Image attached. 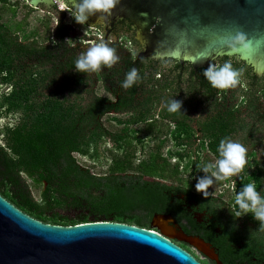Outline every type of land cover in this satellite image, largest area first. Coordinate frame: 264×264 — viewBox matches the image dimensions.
<instances>
[{"label": "trees", "instance_id": "trees-1", "mask_svg": "<svg viewBox=\"0 0 264 264\" xmlns=\"http://www.w3.org/2000/svg\"><path fill=\"white\" fill-rule=\"evenodd\" d=\"M0 2L7 6L11 0ZM23 28L22 21L14 27L4 23L0 13V110L8 113L21 111L24 115L20 124L6 129V143L0 144L3 153L0 156H8L4 161L13 183L11 188L0 184V195L45 223L70 226L111 220L149 228L148 222L138 216L135 209L137 204L154 203L157 189L146 190L147 183L140 184L138 188L134 180L115 175V172L126 173L133 167L138 146L142 151L149 148L144 142V132L154 133L156 139H162L164 135L161 125L154 120L157 113L151 110L155 105L153 98H158V95L149 98L146 91L140 93L139 82L141 76L148 75L147 72L139 71L132 61L133 56L123 57L121 60L126 59L123 63L116 61L111 67L101 66L91 74L78 72L75 60L81 52L80 47L74 46L69 24H60L49 42H41L34 37L27 39L26 45L18 40ZM47 30H50L48 24ZM224 59H232L234 67L250 71L249 66L236 57ZM132 68L137 69L139 79L131 87L123 88L122 82ZM98 86L107 94H98L95 90ZM110 110L128 113L122 119L113 117L114 123L123 125L121 131L103 127L101 117ZM160 114L176 124L175 129L169 130V137L176 141L177 146L174 151L169 149L168 154L180 159L195 154V169L201 163L212 162L211 156L219 158V143L228 137L230 126L236 125L234 119L237 116L236 113L220 112L205 122L208 145L200 146L193 153L194 148L186 145V139L193 135L190 125L177 117L178 112L175 113L177 116L165 111ZM137 124L141 126L139 130H132L131 126ZM108 135L115 143L110 151L114 153V149H123V153H114L113 175L104 179L83 170L78 156L100 160L105 153L102 148ZM165 147L160 141L150 149L149 158L135 168V172L140 174L137 179L145 175L167 177L169 158L164 155ZM63 154L75 155L76 163L70 172L56 176L50 170L48 157ZM180 164L172 174L169 173L171 176L176 175ZM251 165L253 169L247 167L237 177L236 192L244 183L255 182L257 190L264 195V167L256 161ZM25 169L31 172L30 175L41 171V178H34L40 184L46 180L59 187L49 189L52 192L46 191L42 200L36 201L28 186L18 177V172ZM58 209L74 210L76 214H62Z\"/></svg>", "mask_w": 264, "mask_h": 264}, {"label": "flooded vegetation", "instance_id": "flooded-vegetation-1", "mask_svg": "<svg viewBox=\"0 0 264 264\" xmlns=\"http://www.w3.org/2000/svg\"><path fill=\"white\" fill-rule=\"evenodd\" d=\"M124 22L131 27L133 26V23L129 20ZM12 31H15V29ZM19 34L20 38L18 40L26 45L27 42L25 41L27 39H23L21 33ZM140 53L133 55L132 52H128V54L122 55L117 61L123 63L126 60H121L123 57L133 56L132 61L139 68V71L142 72L144 70L148 74L141 76V81L139 82V85H141L139 88L140 93L146 91V97L149 98L158 95V98H153L155 105L151 110H155L157 113L154 120L161 125L164 135H162V139H156L154 133L144 132L146 136L144 142L150 146V143L154 140L157 143L163 141L164 145H166L163 152L169 158V166L167 177L145 175L141 179H137L140 174L135 172V168L148 159L150 155L149 152H146L147 149L142 151L138 146L137 156L133 158V167L129 168L126 173L115 172L116 176L121 175V177H125L129 181L134 180L133 183L137 184L138 188L140 184L147 183L146 190L155 191L157 189L154 194L156 197L155 202L150 205L137 204L135 212L144 221L148 222L149 228H159V226L166 228L169 234L167 237L189 252L201 264L218 263L194 245L179 240L176 236L195 237L203 240L214 249L224 264H264V228L261 223L252 218L253 215L251 213L237 218L229 208L234 204L237 177L243 171L224 181H214L215 184L208 189L209 196L205 197L202 192L197 191L196 184L201 177L209 173H205L201 168L195 169L194 161L197 159L195 154L192 157H184V159L168 154V151H174L177 146L176 141L169 137L171 133L169 130L175 129L176 124L169 119L162 118L160 114L163 111L169 113L164 106V102L169 98L175 97L183 101L182 109L177 111L179 116L175 114L177 112L170 113L181 120H185L190 125L193 135L186 139V145L193 147V153H196L200 146L208 145L207 137L204 133L205 122H209L210 118L220 112H227L231 115L236 113L237 116L234 119L236 125L230 126L231 132L228 137L239 141L247 147L246 158L248 162L244 169L247 167L249 170L253 169L254 166L251 164L255 161L264 167V75L257 76L253 74L252 68L248 67L250 71L245 68L247 70L243 72L240 80V84H246L243 88L237 85L229 89H219L213 87L204 76V69L209 65L194 66L188 62L180 63L174 60L171 65L165 66L161 59L142 57L139 56ZM220 60L225 61L226 59L224 57L217 58L212 63H220ZM17 114H19V120L14 126H9L8 123H0V144L5 145L6 143V131L20 124L24 118L21 111L8 113L7 110H0V120L3 121H7L9 116L15 119ZM127 114L124 111L117 112L116 110L105 112L101 117L103 127L107 130H112L106 123L109 120L115 126V130L121 131L123 125L114 123L113 117L122 119ZM131 127L132 130H139L141 126L137 124ZM164 127L165 129H163ZM105 139L106 143L102 148L105 153L100 160L95 161L90 157L78 156V159L79 157L85 158L94 165L86 166L80 162V167L83 170L104 179L113 175L114 153H123V149H114V153L110 151L115 146L111 135L106 136ZM134 143L137 142L134 141ZM1 153L2 149H0ZM7 157L0 156V184L11 188L13 183L8 173V166H6L4 161ZM48 158L50 159L46 160L51 163L50 170L56 176L70 172L69 169H74L76 163L75 155L63 154ZM210 158L214 159L212 162L219 159L213 156ZM179 162L181 164L176 171V175L171 176L169 173H173ZM189 164L190 166H188ZM95 167H99L101 172L95 173L93 171ZM29 173L31 172L26 169L22 170L18 172V177L28 186L31 195L36 201L42 200L43 193L46 191L50 193L54 188L59 187L58 184H50L46 180H42L43 183L41 184L37 182L34 178H41V171L32 175ZM150 184L155 187L150 186ZM156 184L159 187H156ZM224 184H229L231 187L224 188ZM51 188L52 190H49ZM34 189H39L38 196H35ZM55 193L57 194V192ZM58 211L62 214H67L74 210L58 209ZM164 217L170 218L165 220Z\"/></svg>", "mask_w": 264, "mask_h": 264}, {"label": "water", "instance_id": "water-1", "mask_svg": "<svg viewBox=\"0 0 264 264\" xmlns=\"http://www.w3.org/2000/svg\"><path fill=\"white\" fill-rule=\"evenodd\" d=\"M62 0H28L46 11ZM146 14V15H145ZM130 20L139 56L179 49L180 63L208 65L221 57L238 58L264 74V0H120L110 16H91L89 27ZM247 33L253 50L231 52L222 37ZM107 36V35H106ZM170 217H164L168 220ZM167 229L111 220L61 226L26 214L0 195V264H201L167 236ZM218 264L214 249L195 237L176 236Z\"/></svg>", "mask_w": 264, "mask_h": 264}, {"label": "clouds", "instance_id": "clouds-1", "mask_svg": "<svg viewBox=\"0 0 264 264\" xmlns=\"http://www.w3.org/2000/svg\"><path fill=\"white\" fill-rule=\"evenodd\" d=\"M119 3L120 0H62L59 7L60 10L68 9L75 21L84 25L88 23L91 16H110ZM222 41L231 52H241V50L251 52L253 50V41L243 31L226 35L222 37ZM154 55L159 56L165 66L171 65L174 60L180 58L179 49L163 55L160 53H154ZM117 60H119V56L116 54V48L112 46L111 38L109 40L100 39L78 55L75 60V70L82 73L95 72L101 66L111 67ZM243 72V68L234 67L233 60L228 59L222 63H210L204 69V76L213 87L229 89L240 83ZM138 79L137 69L132 68L126 74L122 87H131ZM182 105L183 101L175 97L164 102L168 112H177L182 109ZM18 120L19 114L16 115L15 119L9 116L7 121L0 120V123H8L9 126H14ZM247 151V147L239 141L230 137L221 139L218 146L219 159L215 162H204L197 165V168L209 173V175L199 179L196 184L197 191L202 192L207 197L209 196L208 189L214 184V181H224L241 173L248 162ZM229 187L231 185L224 184V188ZM229 208L237 218L251 213L261 225H264V195L257 190L255 182L244 183L243 187L236 192L234 204ZM233 209L236 210L233 211Z\"/></svg>", "mask_w": 264, "mask_h": 264}, {"label": "rangeland", "instance_id": "rangeland-1", "mask_svg": "<svg viewBox=\"0 0 264 264\" xmlns=\"http://www.w3.org/2000/svg\"><path fill=\"white\" fill-rule=\"evenodd\" d=\"M27 1L28 0H11V3L7 6H2L0 2V13L4 23L14 27L19 21L23 22L24 28L21 33L23 39L37 37L41 42H49L60 24H69L71 35L74 38V46L80 47V52L86 50L92 43L98 42L100 39L109 40L110 38L112 46L116 48V54L119 58L124 54H128V52L137 54L142 51V45L135 39V29L127 25L124 21L116 22L111 31L107 34V24L89 27L87 23L84 25L77 23L68 9L60 10L59 5L62 1L58 3V7L51 8L48 11L40 7H37L39 9L34 8L32 10L30 6H28L29 4ZM47 24L50 25V30H47ZM219 62L222 63L223 61L220 60ZM247 83L250 85L249 82ZM237 85L243 88L246 84L239 83ZM98 87H95L98 94H107L102 87ZM106 123L110 129L115 130V126L109 122V120H107ZM163 129H165V127ZM156 143V140L152 141L146 152H149V149H153ZM79 160L86 166H94L85 158L79 157ZM93 171L95 173L101 172L99 167H95ZM38 192L39 189H34L35 196H38ZM67 214L74 216L76 212L70 211Z\"/></svg>", "mask_w": 264, "mask_h": 264}, {"label": "bare ground", "instance_id": "bare-ground-1", "mask_svg": "<svg viewBox=\"0 0 264 264\" xmlns=\"http://www.w3.org/2000/svg\"><path fill=\"white\" fill-rule=\"evenodd\" d=\"M58 2H60V1H58ZM61 3V2H60Z\"/></svg>", "mask_w": 264, "mask_h": 264}]
</instances>
